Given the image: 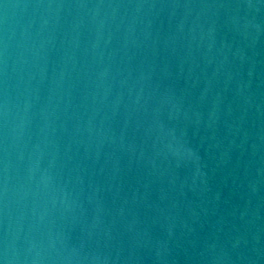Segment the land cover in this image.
I'll return each mask as SVG.
<instances>
[{
	"label": "water",
	"instance_id": "obj_1",
	"mask_svg": "<svg viewBox=\"0 0 264 264\" xmlns=\"http://www.w3.org/2000/svg\"><path fill=\"white\" fill-rule=\"evenodd\" d=\"M0 264H264V0H0Z\"/></svg>",
	"mask_w": 264,
	"mask_h": 264
}]
</instances>
